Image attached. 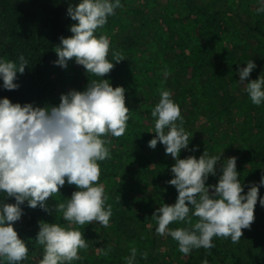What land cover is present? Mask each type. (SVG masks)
<instances>
[{
    "label": "clouds",
    "instance_id": "9594fccd",
    "mask_svg": "<svg viewBox=\"0 0 264 264\" xmlns=\"http://www.w3.org/2000/svg\"><path fill=\"white\" fill-rule=\"evenodd\" d=\"M121 7L120 0H81L75 7L69 6L67 14L75 21L70 27L72 35L61 37L62 46L55 48L56 65L66 68L68 61L74 60L87 74L102 79H91L84 91L61 94L58 106H21L7 98L0 100V192L5 194V200L0 202V262L20 264L27 259L28 248L13 227L22 216L20 205L27 201L28 207L39 206L51 214L46 202L60 193L66 182L78 190L66 203L56 204L55 211L62 213L68 223L62 227L39 222L36 242L43 246L39 264H71L82 259L79 251L86 250L88 244L83 232L74 225L96 222L102 227L109 226L112 207L106 205L108 196L99 183V162L111 158L106 147L111 140L103 137L119 138L125 134L130 109L126 106L125 89L113 88L109 80L103 79L115 66L108 59L111 41L107 35L97 37L95 33ZM257 11L264 12V0ZM112 56L115 63L125 59L120 52H112ZM19 60L17 66L13 61L0 59L4 89L19 87L14 83L17 72L23 74L28 63L22 55ZM246 65L239 69L242 84L256 67L252 60ZM245 85L254 105L264 103V75ZM151 116L155 118V137L148 146L155 149L159 142L165 146V154L174 159L171 167L174 178L167 183L178 192L173 205L163 204L153 212L156 233L170 235L184 255L193 249L215 247L214 238H230L238 243L243 230L250 229L255 220L259 187L253 183L243 194L234 156L224 161L222 175L212 185H206V181L210 174L216 176V165L223 152L210 156L205 150L198 159L180 158L193 134L185 131L181 109L171 99L170 91L160 90L159 103ZM260 185H264V174ZM10 198L15 203H7ZM259 203L264 206V198ZM193 216L197 218L195 223ZM173 222H185L189 227L170 230L168 226ZM110 251V247L102 250L105 256ZM147 255L141 254L144 259ZM136 256L137 249L131 247L126 264H135ZM202 264L208 261L205 259Z\"/></svg>",
    "mask_w": 264,
    "mask_h": 264
},
{
    "label": "rangeland",
    "instance_id": "374dc122",
    "mask_svg": "<svg viewBox=\"0 0 264 264\" xmlns=\"http://www.w3.org/2000/svg\"><path fill=\"white\" fill-rule=\"evenodd\" d=\"M175 2V0H120L122 7L116 9L115 15L109 16L104 27L97 29L95 33L97 37L102 34L109 37L111 41L110 55H112V52L123 54L125 59L120 62L119 69L128 78L125 82L129 86L128 92L135 91L136 96L141 99L143 96L141 88L131 79V75L143 71L148 61H155L156 64L162 61L165 62V57L172 55L170 54V48L177 46L173 43L175 37H183V42L188 49L194 43L193 31L187 24L180 26V21L176 17L180 10ZM257 3L258 0H243L241 8L253 12V7ZM17 9L29 10L26 0H0V59L2 60L10 61L5 57V46L9 44L7 31L10 28L16 26L17 34L21 40L20 44H23L22 42H25V40L27 41L23 35V29L20 30L23 25L18 23L21 19L17 16ZM168 9L173 10L174 17L171 20L168 19ZM39 42L38 40L27 41L32 47V52L27 55L28 60L34 56L35 48L39 46ZM244 42L245 45L242 46L239 43L237 48L238 57L241 61L233 68L235 79L229 81L231 92L238 93L237 102H231L228 106H220V99L217 95L212 94L206 98L200 95L212 85V78L215 77L214 74L211 75L207 72L208 65L205 64L203 68L195 69L190 75L191 80L194 82L195 92L200 97H198L193 109V113L200 118L195 124L194 130H199L200 134H193L192 129L185 128L186 132L193 134L190 139L196 150L187 151V149H184L185 156L183 159L189 156H195L198 159L205 150L210 156L220 155L223 152L221 160L216 165V176L210 174L206 185L218 182L219 176L222 175L220 169L224 161L233 156L237 158L236 167L237 172L240 173L241 183L255 181V173H264V161L260 160L264 157V103L259 106L254 105L245 90L246 81L258 79L259 74L252 71L244 81L245 84L239 81V69L246 67V63L252 57L259 59L254 62L256 68L261 67V69H264L262 68L264 67V40L248 35L247 40ZM217 48L220 47L217 46ZM163 49L167 54L163 53ZM216 57L215 48H213L210 50L209 59L214 58L215 60ZM57 59L58 56L54 50L43 65L37 69L39 70V77H35V80L42 90V96L35 101L34 107L58 106L61 94H67L71 90L84 91L91 79H102V77L87 74L83 66L76 64L74 60L68 61L67 67L62 68L54 63ZM200 62L201 59L198 64ZM165 68L170 70V65L167 64ZM156 70L159 73V68ZM167 73V76H165V73L161 75L157 89L159 92L161 89L170 91L174 95L176 91L172 87L171 80L174 73L173 71ZM219 76L222 77L220 74ZM103 79L109 80L112 85L110 74L103 77ZM145 103L139 102L140 108L136 111L140 110L146 115L145 110H147L148 102ZM187 110L185 108L181 113H185L184 117L188 119ZM204 135H208L211 141L208 142ZM103 138L111 140V143L106 145L110 150L111 158L99 162L101 167L99 183L104 186L105 193L108 196L107 205L116 196L120 195L122 190L126 189V184L119 181H129L133 171L129 167H125L128 164L126 154L121 155L120 159L112 158L118 148L116 139L111 136ZM161 149V153L165 155L163 151L165 146H158L157 154ZM65 185L78 190L74 185H69L67 182ZM135 188L133 186L131 191L120 200L118 205L122 207V210L118 214L112 212L108 227H102L96 222L84 226L74 225L83 232L88 248L86 250L81 249L79 255L82 259L72 261L71 264H126L125 257L130 255L131 249L128 240L133 239V242L136 243L135 240L150 238L149 232L154 229L156 221L154 219L153 223L145 221L139 213H136L135 203L138 195L134 191ZM53 198L60 200L58 193L53 195ZM260 198H264V193L258 194V201L254 210L255 220L250 229L243 230V236L238 243H233L230 238H215L219 241L218 251L224 255L227 263H231L237 257L242 262H247L249 256L246 255V252L250 250L253 254L259 256V264H264V206L260 205ZM66 202L62 201L60 203ZM175 202L176 199L167 200L166 198L160 205L150 202L153 208L152 215L161 205H173ZM53 223L66 227L68 222L63 219L62 213L55 212ZM171 224L173 230L189 227L185 222H173ZM160 244L165 245L163 247L167 255L165 264H188L189 261L202 264L205 259L208 264H221L209 249H193L188 255L179 252L177 256L171 253L169 245L166 244V236L157 234V246ZM38 246L40 255L35 259L37 264L43 257V246L39 244ZM109 247L111 251L105 256L102 250H107ZM94 259L96 262H94ZM0 264H6V262H0ZM135 264H138L137 261H135ZM139 264L148 263L143 260Z\"/></svg>",
    "mask_w": 264,
    "mask_h": 264
},
{
    "label": "trees",
    "instance_id": "16d2710c",
    "mask_svg": "<svg viewBox=\"0 0 264 264\" xmlns=\"http://www.w3.org/2000/svg\"><path fill=\"white\" fill-rule=\"evenodd\" d=\"M175 4L179 7V14L176 16L180 21V26L187 24L193 31L194 43L190 49L183 42L184 38L175 37L173 43L177 46L170 48V57H165V62L156 64L154 61H148L143 71L135 72L131 75V79L135 81L141 88L143 93L142 99L136 96L135 91L128 92L129 86L126 85L127 77L122 74L119 69L120 62L115 63L113 56L109 54V61L115 64L114 69L109 73L112 78V87L122 86L125 89L126 106L130 109L127 129L123 136L116 138L117 152L112 155L113 159H120L121 155L126 154L129 167L133 171V175L129 177V181L123 180L126 184V189L116 196L111 202L112 212L118 214L122 207L118 204L125 194L131 191L135 186L134 191L138 195L135 203L136 213L145 221L152 219V205L150 202L160 205L164 199H177L178 192L174 186L167 183L173 179L171 167L175 161L170 155L161 153L162 149L157 154L158 146H164L157 143L155 149L148 146V142L155 137L154 124L155 118L151 116V111L159 103L160 92L157 85L161 80V75L165 71H173L171 76L172 87L175 89V94H171V99L179 105L181 111L187 108L186 115L181 113L184 119L183 127L192 129L193 134H200L199 130L195 129V124L200 120L193 113L194 105L199 97L193 87V81L190 75L195 69L203 68L204 65L209 66L208 73L214 74L212 85L206 89L203 97L214 94L220 99V106H228L231 102H237L238 93L231 92L229 89V81L235 79L233 68L240 63L237 48L239 43L245 45L248 35L256 39L264 40V12H259L257 9L261 6V0L253 7V12L248 9H242L243 0H175ZM29 10L17 9V16L20 17L19 24L23 25V35L27 41L38 40L39 46H36L34 56L28 60L27 55L32 52V47L25 42L20 44L19 35L17 34L16 26L7 31L9 44L5 46V57L13 61L19 66V57L22 55L28 62L25 66L23 74L17 72L16 83L19 87L15 90H7L3 87V80L0 78V100L7 98L13 104L19 103L21 106L32 104L42 96V90L39 88L35 77H39L38 72L43 63L56 47L61 45V37L68 38L72 35L70 27L75 23L67 14L69 6L75 7L81 0H26ZM168 19L171 20L174 16L173 10L168 9ZM40 20V21H39ZM227 37H229L227 39ZM179 40V41H178ZM222 44V46H220ZM220 47V48H217ZM215 48L216 59H209L210 50ZM163 53L167 54L163 49ZM202 57V58H201ZM37 59V60H36ZM201 62L198 64V61ZM253 62L258 61V58H250ZM220 61V62H218ZM169 64L170 70L165 66ZM222 64V65H221ZM214 65V66H212ZM224 66V67H222ZM217 67V68H216ZM219 67V68H218ZM159 68V73L157 72ZM264 68V67H262ZM256 72L264 75V69L254 68ZM219 74L222 76L220 77ZM254 75V74H252ZM250 82L249 80L246 83ZM220 91V92H219ZM200 98V97H199ZM139 102H148L146 115L139 109ZM146 104V103H145ZM187 119V121H186ZM202 136V135H201ZM208 142L211 141L208 135H204ZM194 149L191 139L187 151ZM165 153V150H163ZM185 156V150L180 152V158ZM264 161V157L260 158ZM264 173H255V181L245 183L244 193L247 194L249 187L255 183L259 187V194L264 193V185H260L261 175ZM75 190L73 187L64 185L60 189V200L54 199L53 196L47 200V206L51 214L39 206L35 209L28 207L27 201L20 205L22 216L20 220L14 223V229L18 236L22 239L27 248V259L20 264H37L36 257L40 255L39 246L36 242V236L39 231V222L53 223V214L55 205L67 201ZM149 194V195H148ZM120 197V200L118 199ZM5 200V194L0 192V202ZM62 200V201H61ZM7 203H15L14 198H10ZM191 215V213H190ZM193 223L197 218L192 217ZM154 229L149 232L150 238L146 240L138 239L133 242L129 239L131 247L137 249L136 261L139 264L145 260L148 264H165L166 253L164 252V244L157 246V233ZM173 230L172 224L168 226ZM166 244L169 245L171 253L179 255L178 243L170 235L165 234ZM218 240L213 239L215 247L209 249L211 254L217 257L221 264H259V256L253 254L250 250L246 252L249 256L247 262H242L240 258L234 259L231 263H227L226 258L218 249ZM134 243V244H133ZM147 253V259H144L141 254ZM105 260V259H104ZM102 260V261H104ZM94 262L95 259H94ZM188 264H198L189 261Z\"/></svg>",
    "mask_w": 264,
    "mask_h": 264
}]
</instances>
